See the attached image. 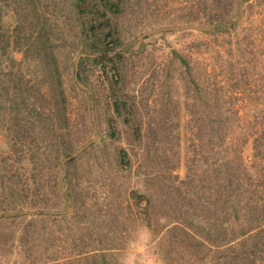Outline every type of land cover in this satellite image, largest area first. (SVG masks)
Segmentation results:
<instances>
[{"label":"rangeland","instance_id":"1","mask_svg":"<svg viewBox=\"0 0 264 264\" xmlns=\"http://www.w3.org/2000/svg\"><path fill=\"white\" fill-rule=\"evenodd\" d=\"M188 7L0 0V164L28 165L6 147L11 128L36 124L34 111L10 107L26 49L43 72L56 68L59 78L48 81L67 98L60 165L87 144L65 163L66 196L61 165L35 207L0 217V264H264V145L254 144L264 129V0H247L221 32L140 37L238 13L191 20ZM82 52L91 55L80 66L90 94L73 80ZM32 73L24 71L23 83ZM57 108L56 123L65 125Z\"/></svg>","mask_w":264,"mask_h":264},{"label":"trees","instance_id":"2","mask_svg":"<svg viewBox=\"0 0 264 264\" xmlns=\"http://www.w3.org/2000/svg\"><path fill=\"white\" fill-rule=\"evenodd\" d=\"M190 6V13L192 14L191 20H197L199 16L206 17L207 21H217L222 15V10H233L234 13L237 12V7L240 0H187ZM208 10V12H207ZM203 12L206 15H201ZM235 26V25H233ZM231 26V27H233ZM204 32V31H203ZM217 32L221 30L217 29ZM26 55L22 58L17 68L19 73V79L21 85L15 87L17 89L16 95L19 96L18 103H10L12 109H30L34 111L36 119L31 120L36 124L35 126H15L11 128L10 140L11 144H7L8 150L11 153H16L20 158H24L28 161V165L24 167H18L19 170L25 173H20L16 169H11V164L5 163L0 164V212H15L24 209L26 206L35 207L37 202L45 198V193L40 188L43 183L52 176L58 178L61 172L60 158L65 154L63 150V144L65 143L64 131L69 129L67 114L65 112L67 103V98L64 91L59 83L58 88H55L52 83H50L48 78H59L56 68L54 70H49L43 72V66L39 64L29 62V57ZM24 51V53H25ZM128 51L122 50L121 54L127 53ZM28 57V58H26ZM53 60H55L53 58ZM83 58L79 61V68L77 71V76L73 80L76 86L81 90L76 82H83L80 70ZM185 67L189 65L183 59ZM55 66V65H54ZM29 68L32 69L34 74L32 79L26 78L22 80V75L25 70ZM37 74L42 76L41 79L37 78ZM49 82V83H48ZM48 83V84H47ZM197 84V83H196ZM198 92H201V88L197 84ZM7 88V87H6ZM6 88H3L6 91ZM8 94V93H7ZM62 98V100H61ZM61 100V103H60ZM62 106L65 118V125L57 124L56 118L59 116L58 108ZM58 112V114H57ZM63 125V126H62ZM31 128V129H29ZM32 131V129H34ZM31 136V141L35 142L33 146L28 147L27 137ZM254 144L264 145V129L259 133ZM255 148V147H254ZM70 195V193H68ZM222 222L221 230L224 231L227 226ZM249 230V229H248ZM248 230H242L244 235Z\"/></svg>","mask_w":264,"mask_h":264},{"label":"water","instance_id":"3","mask_svg":"<svg viewBox=\"0 0 264 264\" xmlns=\"http://www.w3.org/2000/svg\"><path fill=\"white\" fill-rule=\"evenodd\" d=\"M247 0H240L239 1V5H238V13H237V16L232 19L231 21L229 22H226V23H211V24H206V25H200V24H196V23H189V24H184V25H175V26H163V27H157V28H154V29H151L149 31H146L145 33H142L140 35V37L144 36V35H147V34H152V33H156V32H160V31H168V30H173V31H181V30H187V29H192V30H195V31H204V32H211V31H215L217 28H220V29H226L228 28L229 26H231L232 24H234L235 22H237L239 19H240V16H241V12H242V7L244 5V3L246 2ZM121 49L123 50V48L121 47ZM120 50V49H119ZM112 54V53H110ZM88 56H91L90 54L88 53H79L77 55V57L75 58V61H74V69H75V78L77 76V70H78V65H79V61L81 58H84V57H88ZM78 86L80 88H82L84 91H86L88 94H90V90L88 89V87H86L84 84L80 83V82H77ZM96 139V137H95ZM94 140V139H93ZM87 146L84 145L83 147L79 148L77 151H75L74 153H72V155L68 156V157H63V159H61V165H62V172H61V176H60V185H61V189H62V193L66 196V190L63 186V183H62V180L66 174V168H65V163L77 156L80 152L83 151V149ZM66 202L69 204L70 203V199L68 197H66ZM69 209H71V207H69ZM38 211L37 210H25V211H22L21 213H27V214H31V215H34L36 214ZM18 214V212H14V213H4V214H0V217L1 216H10V215H16Z\"/></svg>","mask_w":264,"mask_h":264}]
</instances>
